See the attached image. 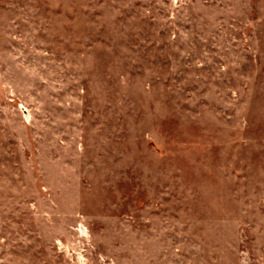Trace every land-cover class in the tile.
Wrapping results in <instances>:
<instances>
[{
  "label": "rangeland",
  "instance_id": "374dc122",
  "mask_svg": "<svg viewBox=\"0 0 264 264\" xmlns=\"http://www.w3.org/2000/svg\"><path fill=\"white\" fill-rule=\"evenodd\" d=\"M0 264H264V0H0Z\"/></svg>",
  "mask_w": 264,
  "mask_h": 264
}]
</instances>
